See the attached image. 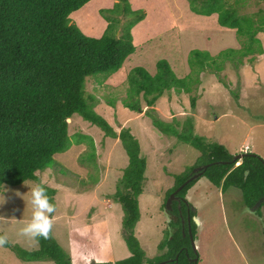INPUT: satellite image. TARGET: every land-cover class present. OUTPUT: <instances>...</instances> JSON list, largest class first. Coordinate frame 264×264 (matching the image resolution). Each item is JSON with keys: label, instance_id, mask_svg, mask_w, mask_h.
Returning <instances> with one entry per match:
<instances>
[{"label": "rangeland", "instance_id": "obj_1", "mask_svg": "<svg viewBox=\"0 0 264 264\" xmlns=\"http://www.w3.org/2000/svg\"><path fill=\"white\" fill-rule=\"evenodd\" d=\"M129 1L134 11L145 12V18L132 30L134 54L110 77H89L85 88L97 114L118 133L122 128H130L140 142L147 170L139 197L141 217L133 235L145 259L153 264L161 256L159 247L165 236L178 227L172 221L175 224L169 228L170 218L164 208L171 197L165 203L166 194L175 186L176 176L193 167L199 157L194 147L176 135L162 133L153 121L177 122L178 130L191 117L194 135L205 142L225 146L234 157L247 150L264 161V54L253 62L248 57L245 64L226 63L221 74L226 77L223 79L226 85L220 82V76L206 68L201 82L191 86L190 94L173 89L171 95L159 99L155 108L141 99L143 110L135 112L129 107L133 101L129 89L137 69L155 76L158 62L167 60L180 79L188 78L192 70L195 77L198 68L190 69L189 53L200 49L219 54L233 33H224L216 15L194 14L188 0ZM116 3L117 0H92L70 19L87 36L99 38L108 26L101 11L113 9ZM259 9H264L263 1H249L247 12ZM235 44L232 41L228 45L235 47ZM191 96L196 98L195 110L191 107ZM69 133L72 147L55 156L56 167L38 172L39 182L57 191L50 197L56 208L52 214L53 236L72 264L94 261L119 264L130 258L132 252L125 237V211L113 195L129 165V156L119 138L106 137L101 129L79 115L70 119ZM79 133L94 139L96 163L83 164L81 157L89 146L75 141L73 136ZM39 182L0 185V217L7 220L0 221V234H7L13 245L28 251L37 250L39 243L27 240L19 232L32 218L31 189ZM242 196V191L235 188L223 192L206 177L187 192L185 198L196 210L193 222L200 264H264V210L260 215L257 213L259 202L252 208L243 205ZM188 233L190 238L194 237L189 225ZM0 264L57 263L47 257L43 261L23 262L11 249L0 247Z\"/></svg>", "mask_w": 264, "mask_h": 264}, {"label": "trees", "instance_id": "obj_2", "mask_svg": "<svg viewBox=\"0 0 264 264\" xmlns=\"http://www.w3.org/2000/svg\"><path fill=\"white\" fill-rule=\"evenodd\" d=\"M91 1L0 0V185L39 182V171L56 167L55 156L73 145L69 133L70 119L79 115L101 129L106 137L119 138L129 156V165L113 199L125 211V237L132 252V256L121 264H142L145 253L133 231L141 217L139 197L146 181L147 161L142 157L140 142L130 128H122L118 133L94 111L93 99L87 95L85 84L92 76L110 77L134 54L132 30L145 18V12L134 11L129 0H117L113 9L101 11L108 26L101 37L94 38L84 34L70 19L73 13ZM249 1L188 0L194 14L216 15L224 33H233L231 40L216 55L200 49L189 53L190 69L198 68L195 77L192 70L188 78L180 79L167 60L158 62L155 76L145 69H137L130 80L129 92L133 101L129 102V107L141 112L143 99L148 107L155 108L159 99L171 95L173 89L190 94L191 86L201 82L200 76L206 68L221 77L226 63L245 64L248 57L253 62L262 56L264 9L247 12ZM232 41L238 46L230 47L228 44ZM224 78L221 77L220 82L225 84ZM190 102L195 110L196 98L191 96ZM153 123L162 133L178 136L199 152L196 164L176 176L175 186L167 192L165 203L191 177L196 167L209 164L211 166L203 177L223 192L232 188L241 190L243 205L252 208L264 198V162L260 156L249 153L236 161L225 146L207 143L204 138L194 135L191 117L181 124L180 130L176 129L179 126L177 122L169 124L154 120ZM73 137L77 143L86 142L89 146V151L81 157L83 164L84 161L96 163L94 139L80 133ZM239 162L240 165L236 166ZM197 182L188 184L178 196L185 197ZM41 185L49 197L56 194V190ZM257 213L260 215V210ZM188 225L186 236L180 224L175 227L179 230L172 239L171 234L165 236V242L159 248L167 247L169 252L158 260L179 256L176 264L201 263L200 253L194 254L192 250ZM191 228L194 239H197L193 221ZM50 235L48 240L39 238V248L35 251L25 250L10 241L3 247L11 249L23 262L43 261L47 257L57 264H71L52 231ZM183 247L184 250L181 249ZM194 257L198 262L191 261Z\"/></svg>", "mask_w": 264, "mask_h": 264}, {"label": "clouds", "instance_id": "obj_3", "mask_svg": "<svg viewBox=\"0 0 264 264\" xmlns=\"http://www.w3.org/2000/svg\"><path fill=\"white\" fill-rule=\"evenodd\" d=\"M249 153L250 152H247V150H244V153H242L240 155L245 156L246 154H249ZM242 159H240V160H242ZM240 160H238V161H240ZM237 165L239 166L240 164L238 163ZM192 175H194V173H192ZM202 177L203 176L199 177L196 180H199ZM196 180H194V181H196ZM176 200L173 201V203L171 204V207ZM30 203L32 205V218H31L30 222H28L26 224V226L20 230L19 235L26 238L29 241H32V242H35L38 244L39 238H43L44 240H48L51 238L50 234H51V231L53 228V223H54V217L52 216V214L56 211V208H55L54 204L50 203V197L48 196L46 189L41 184H36L31 189ZM257 210H258V208H257ZM193 213H195V212H193ZM0 221L6 222L7 220L4 217H0ZM8 243H9L8 235L7 234L0 235V247H3ZM196 248H197V246H196ZM195 253L198 254V249H196ZM195 260L197 262L198 258Z\"/></svg>", "mask_w": 264, "mask_h": 264}, {"label": "flooded vegetation", "instance_id": "obj_4", "mask_svg": "<svg viewBox=\"0 0 264 264\" xmlns=\"http://www.w3.org/2000/svg\"><path fill=\"white\" fill-rule=\"evenodd\" d=\"M199 167H202V166H199ZM176 197H177V200L175 201L176 202L175 207L172 205V209L171 210H168L167 207L164 208V209H166V211L168 213V216L170 218L169 228L172 226V221H174L175 223L181 225V230L185 232V234H183V235L186 236L187 224H189L190 229H191V221H193V219H196V214L194 213L195 216L192 217V213L196 212V210L194 208H192V206L187 202V199L185 197H179L178 194H177ZM261 200L264 201V198H262ZM263 205H264V202L261 204V207L258 209L261 212H263V210H264V209H261ZM185 216H187V217H185ZM181 220H182V224H181ZM172 230H174V228H172ZM178 230H179V228H176L171 233V237H170L171 239L173 238L174 234L177 233ZM196 237H197V235H196ZM193 240H194V243L196 244V242H195L196 239H193ZM192 243H193V241H192ZM191 247H192V249L194 251V254H196L195 253L196 250L194 248V245H192ZM195 247H196V245H195ZM181 249L184 250L185 248L183 247ZM196 249L200 250V248H196ZM167 251L169 252V248L167 250H164V249L160 250L161 256H159V258H163V256L167 253ZM178 259H179V256H177L176 258L169 257L168 259H164V260H161V261L158 260L157 262H155V263L152 262V263L153 264H176ZM195 259H197V257L191 258V261L196 263ZM148 262L149 261H147L145 259L142 264H149ZM71 264H72V261H71ZM93 264H108V263H97V262L94 261ZM119 264H121V261L119 262Z\"/></svg>", "mask_w": 264, "mask_h": 264}, {"label": "water", "instance_id": "obj_5", "mask_svg": "<svg viewBox=\"0 0 264 264\" xmlns=\"http://www.w3.org/2000/svg\"><path fill=\"white\" fill-rule=\"evenodd\" d=\"M244 155H238L235 160H240L243 158ZM211 166V164L209 165H205V166H202V167H197L194 169L193 173L194 175H192L182 186H180L174 193L171 194V199L169 200V203L167 205V209L168 210H171L172 207H171V204L173 203L174 200L177 199L176 195L178 193H180L188 184H190L191 182H193L194 180L198 179L199 177L203 176L205 171ZM264 201L261 200L259 201V205L256 206L257 208H259L261 206V204L263 203ZM256 208V209H257ZM192 241H193V245H194V248L196 250V247H195V243H194V240H193V237L191 238Z\"/></svg>", "mask_w": 264, "mask_h": 264}]
</instances>
